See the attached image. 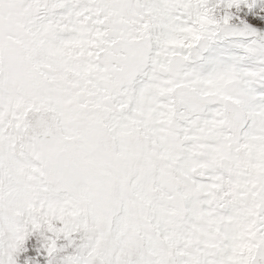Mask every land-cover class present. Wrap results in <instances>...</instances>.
<instances>
[{"label": "snow or ice", "instance_id": "obj_1", "mask_svg": "<svg viewBox=\"0 0 264 264\" xmlns=\"http://www.w3.org/2000/svg\"><path fill=\"white\" fill-rule=\"evenodd\" d=\"M0 264H264V0H0Z\"/></svg>", "mask_w": 264, "mask_h": 264}]
</instances>
